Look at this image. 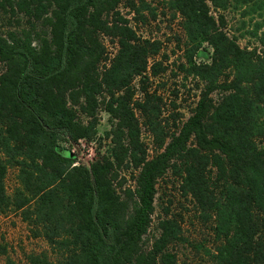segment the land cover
I'll use <instances>...</instances> for the list:
<instances>
[{
  "label": "rangeland",
  "instance_id": "rangeland-1",
  "mask_svg": "<svg viewBox=\"0 0 264 264\" xmlns=\"http://www.w3.org/2000/svg\"><path fill=\"white\" fill-rule=\"evenodd\" d=\"M67 1L0 0V41L28 45L37 57V69L46 72L55 63L59 21ZM204 1L216 32L231 45L229 53L234 48L240 52L236 66L247 59L259 62L264 53V0ZM80 14L82 27L74 38L80 58L72 63L69 74L64 79L33 82L25 90L26 99L35 107L63 112L79 135L77 140L33 130L26 110L3 104L18 65L0 57V264H42L43 260L65 264L73 254H80L73 246V233L78 234L84 223L77 203L81 167L100 166L104 186L125 208L123 212L109 209L110 213L128 220L137 206L140 172L130 160L131 153L154 159L161 152L162 133L177 135L204 94L216 107L232 91L227 86L230 82L252 76L244 66L231 63L221 64L225 67L215 76L197 74L195 67L212 63L214 52L207 36L213 31L189 24L174 0H91ZM113 25L131 29L139 45L150 52L145 73L132 77L127 90H114L103 80L119 51L118 38L110 34ZM205 79L215 80L207 84ZM241 87L248 88V84L242 82ZM145 99L159 110L144 115L138 104ZM119 103L127 108L122 112L125 122L109 112L110 106ZM259 107L255 135H261L254 140L264 150V103ZM128 111L135 120L133 139L123 127L130 122ZM52 144L67 149L66 161L56 162L51 156ZM58 166L61 175L52 168ZM180 169L168 167L155 179L149 222L139 249L151 255L161 234L160 223L168 218L179 226L178 240L166 248L175 264H215L211 255L218 244L212 219L199 212L183 188ZM52 183L56 194L48 191V200L42 204L36 197ZM152 264H160L158 257Z\"/></svg>",
  "mask_w": 264,
  "mask_h": 264
},
{
  "label": "trees",
  "instance_id": "trees-1",
  "mask_svg": "<svg viewBox=\"0 0 264 264\" xmlns=\"http://www.w3.org/2000/svg\"><path fill=\"white\" fill-rule=\"evenodd\" d=\"M174 2L189 24L195 23L197 27L201 25L213 31L212 35L207 36L214 52L212 63L195 67L197 74L210 73L215 76L219 68L225 67L221 64L236 66L240 61V56H237L240 52L234 48L235 52L229 53L231 45L221 33L216 32L213 20L208 17L205 1ZM90 3L91 0L67 1L59 21L55 63L44 73L37 69V57L28 45H7L0 41V57L16 61L18 65L9 95L2 102L26 110L33 130L66 134L73 140L79 138L72 122L66 119L63 112L35 107L26 99L25 90L33 82L64 79L69 74L72 63L80 58L74 47V38L82 27L80 13ZM110 30L113 31L110 34L118 38L119 51L103 80L106 85L111 84L109 86L114 90H127L132 77L145 73L150 52L139 45L131 29L113 25ZM218 42L224 45H218ZM262 56L259 62L247 59L239 65L250 71L252 76L245 81L236 79L230 82L227 86L232 91L216 107L204 94L203 100H199L193 115L177 135L163 132L158 143L161 152L154 159L148 161L145 155L137 158L131 153L130 160L140 168V172L137 178V206L128 220L116 218L110 213L109 209L123 212L125 208L112 190L104 186L100 166L95 164L89 169L81 167L78 170L80 180L76 183L80 194L77 203L84 223L79 226L78 234L73 233V246L77 245L80 254H73L65 264H152L157 257L160 264H175L173 255L166 251L179 238V226L172 219L161 221V234L151 255L143 253L138 246L149 222L153 183L168 167H177L178 170L181 167L183 188L191 195L199 212L212 219L213 235L218 244L211 255L214 263L264 264V150L259 149L254 140V136L261 135L260 132L255 134L259 104L264 103V53ZM205 80L207 84H213L215 79ZM242 82H246L248 88L241 87ZM144 95L150 97L146 92ZM138 106L144 115L151 110H159L158 105L150 103L149 99ZM124 111L127 108L120 103L109 108L115 118L125 122ZM126 113L130 122L126 121L123 127L133 139L135 127L132 123L135 120L131 111ZM166 139H169L168 143H165ZM49 151L56 162L67 160V149L52 144ZM52 168L61 175L60 166ZM52 186L53 183L45 189L44 194L40 192L37 195L42 204L48 200V191H51L50 195L56 194ZM2 195L0 179V200ZM45 236L48 237L47 234ZM42 264L56 263L43 260Z\"/></svg>",
  "mask_w": 264,
  "mask_h": 264
}]
</instances>
